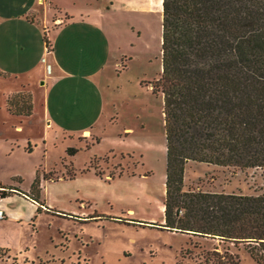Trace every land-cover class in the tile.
Here are the masks:
<instances>
[{"label":"rangeland","instance_id":"obj_1","mask_svg":"<svg viewBox=\"0 0 264 264\" xmlns=\"http://www.w3.org/2000/svg\"><path fill=\"white\" fill-rule=\"evenodd\" d=\"M35 6L34 13L48 17L41 36L52 46L51 16L66 10L77 19L84 8L87 38L83 50L58 45L32 68L0 69V184L34 194L29 182L36 172L41 201L37 208L21 194L0 196L5 212L21 214L0 219V240L11 246L0 247V263L202 264L218 257L212 249L226 248L241 264H259L240 244L162 223V98L153 88L160 0H37ZM14 86L23 88L7 93ZM183 180L264 191V168L187 159Z\"/></svg>","mask_w":264,"mask_h":264},{"label":"trees","instance_id":"obj_2","mask_svg":"<svg viewBox=\"0 0 264 264\" xmlns=\"http://www.w3.org/2000/svg\"><path fill=\"white\" fill-rule=\"evenodd\" d=\"M160 5V69L153 88L162 98V223L240 244L264 264V191L206 189L183 180L187 159L264 168V0ZM11 103L7 95L6 105L15 111ZM31 186L36 192L30 195L41 202L36 172ZM212 252L218 257L202 264H241L236 251Z\"/></svg>","mask_w":264,"mask_h":264},{"label":"crops","instance_id":"obj_3","mask_svg":"<svg viewBox=\"0 0 264 264\" xmlns=\"http://www.w3.org/2000/svg\"><path fill=\"white\" fill-rule=\"evenodd\" d=\"M36 1L0 0V69L5 72L14 70L15 72L16 70L24 71V68H32L37 61L38 55L44 54L54 46L58 47L59 45L61 47L64 44H75L78 48L85 49L89 19L87 18V12H84V8L83 10H77L79 15L77 19L74 17L75 12L68 10L63 15L53 14L51 16V24L54 28V33L57 34L52 46L47 37L44 36L42 38L41 36V32L48 26V17L47 15L40 16L39 12L34 13ZM94 20L93 23L97 25L98 19ZM22 88L23 86H14L7 93ZM0 186L8 189L5 191V194H21L30 198L31 202H36L37 205L41 203L34 199L27 190L21 189L17 184L2 183ZM0 196L2 197V195ZM1 197L0 205L3 207ZM7 213L12 216L10 219L21 216L19 211L8 209L6 212L4 210V215L0 219L7 218ZM7 243L8 240H0V246L11 247Z\"/></svg>","mask_w":264,"mask_h":264},{"label":"built area","instance_id":"obj_4","mask_svg":"<svg viewBox=\"0 0 264 264\" xmlns=\"http://www.w3.org/2000/svg\"><path fill=\"white\" fill-rule=\"evenodd\" d=\"M0 188H3L0 186ZM4 215V210L3 207L0 205V217H2Z\"/></svg>","mask_w":264,"mask_h":264}]
</instances>
